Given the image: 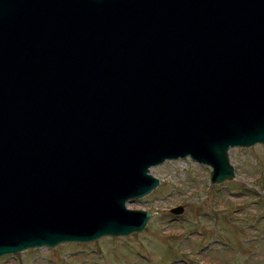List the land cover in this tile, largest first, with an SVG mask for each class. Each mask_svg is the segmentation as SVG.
<instances>
[{
    "label": "water",
    "instance_id": "95a60500",
    "mask_svg": "<svg viewBox=\"0 0 264 264\" xmlns=\"http://www.w3.org/2000/svg\"><path fill=\"white\" fill-rule=\"evenodd\" d=\"M257 144L264 0H0V258L141 231L151 167Z\"/></svg>",
    "mask_w": 264,
    "mask_h": 264
},
{
    "label": "rangeland",
    "instance_id": "374dc122",
    "mask_svg": "<svg viewBox=\"0 0 264 264\" xmlns=\"http://www.w3.org/2000/svg\"><path fill=\"white\" fill-rule=\"evenodd\" d=\"M229 163L235 178L218 184L210 166L189 157L151 167L156 189L126 202L152 214L141 231L27 250L0 264H264V144L230 149Z\"/></svg>",
    "mask_w": 264,
    "mask_h": 264
}]
</instances>
